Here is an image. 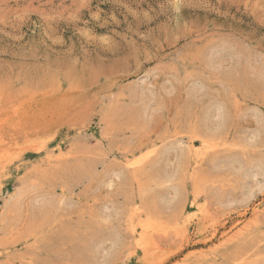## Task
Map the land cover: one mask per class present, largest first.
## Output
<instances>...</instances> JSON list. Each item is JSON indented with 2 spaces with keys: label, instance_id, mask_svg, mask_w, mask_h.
Wrapping results in <instances>:
<instances>
[{
  "label": "rangeland",
  "instance_id": "rangeland-1",
  "mask_svg": "<svg viewBox=\"0 0 264 264\" xmlns=\"http://www.w3.org/2000/svg\"><path fill=\"white\" fill-rule=\"evenodd\" d=\"M0 264H264V0H0Z\"/></svg>",
  "mask_w": 264,
  "mask_h": 264
},
{
  "label": "bare ground",
  "instance_id": "bare-ground-1",
  "mask_svg": "<svg viewBox=\"0 0 264 264\" xmlns=\"http://www.w3.org/2000/svg\"><path fill=\"white\" fill-rule=\"evenodd\" d=\"M218 117V116H217ZM254 179V178H253ZM262 187V186H261ZM105 253V252H104Z\"/></svg>",
  "mask_w": 264,
  "mask_h": 264
}]
</instances>
